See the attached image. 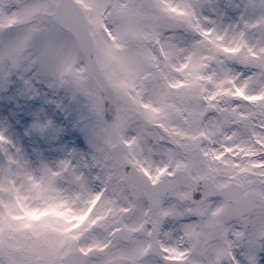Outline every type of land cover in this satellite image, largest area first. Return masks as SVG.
<instances>
[{"label":"snow or ice","instance_id":"6c2138e0","mask_svg":"<svg viewBox=\"0 0 264 264\" xmlns=\"http://www.w3.org/2000/svg\"><path fill=\"white\" fill-rule=\"evenodd\" d=\"M12 11L0 264H264V0Z\"/></svg>","mask_w":264,"mask_h":264},{"label":"rangeland","instance_id":"374dc122","mask_svg":"<svg viewBox=\"0 0 264 264\" xmlns=\"http://www.w3.org/2000/svg\"><path fill=\"white\" fill-rule=\"evenodd\" d=\"M22 2L23 0H0V16H9L13 22H25L26 17L20 12L12 11Z\"/></svg>","mask_w":264,"mask_h":264}]
</instances>
